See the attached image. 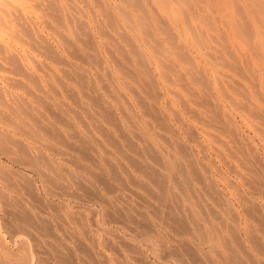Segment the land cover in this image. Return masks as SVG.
Masks as SVG:
<instances>
[{
  "label": "rangeland",
  "instance_id": "obj_1",
  "mask_svg": "<svg viewBox=\"0 0 264 264\" xmlns=\"http://www.w3.org/2000/svg\"><path fill=\"white\" fill-rule=\"evenodd\" d=\"M8 1L0 264H264V0Z\"/></svg>",
  "mask_w": 264,
  "mask_h": 264
},
{
  "label": "bare ground",
  "instance_id": "obj_2",
  "mask_svg": "<svg viewBox=\"0 0 264 264\" xmlns=\"http://www.w3.org/2000/svg\"><path fill=\"white\" fill-rule=\"evenodd\" d=\"M6 1V0H5ZM8 1V0H7ZM15 1V0H14ZM34 1V0H33ZM36 1H39V0H36ZM57 1V0H56ZM85 1V0H84ZM102 1V0H101ZM126 1H128V0H126ZM136 1V0H135ZM183 1V0H182ZM189 1V0H188ZM205 1V0H204ZM3 2V1H2ZM93 2V1H92ZM95 2V1H94ZM106 2V1H105ZM165 2V1H164ZM184 2H186V4L188 3L187 2V0L185 1L184 0ZM189 2H192V1H189ZM197 2V1H196ZM8 3H9V1H8ZM31 3V2H30ZM52 3H54V2H52ZM74 3V2H73ZM133 3V2H132ZM207 3V2H206ZM213 3H215V2H213ZM1 4H3V3H1ZM34 4V3H33ZM32 4V5H33ZM96 4V3H95ZM107 4V3H106ZM105 4V5H106ZM134 4V3H133ZM141 4H143V3H141ZM166 4H167V2H166ZM25 5V4H24ZM29 5V4H28ZM196 5H197V3H196ZM199 5V4H198ZM197 5V6H198ZM5 6V5H4ZM11 6V5H10ZM36 6V5H35ZM40 6V5H39ZM46 6H47V4H46ZM54 6H57L56 4L54 5ZM53 6V7H54ZM63 6V5H62ZM186 6H188V4L186 5ZM185 6V7H186ZM224 6V5H223ZM12 7V6H11ZM22 7V6H21ZM38 7V6H37ZM47 7H49L50 8V6H47ZM52 7V8H53ZM73 7V6H72ZM179 7V6H178ZM19 8V7H18ZM22 8H24V7H22ZM48 8V9H49ZM52 8H50L49 10H51ZM181 8V7H180ZM190 8H191V3H190ZM1 9H3V10H1ZM12 9V8H11ZM45 9H46V7H45ZM55 9V8H54ZM57 9V8H56ZM55 9V10H56ZM146 9V8H145ZM201 9V8H200ZM218 9V8H217ZM0 10L1 11H4L5 10V8H0ZM47 10V9H46ZM53 10V9H52ZM74 10V9H73ZM120 10V9H119ZM205 10V9H204ZM227 10V9H226ZM235 10V9H234ZM186 11V10H185ZM192 11V10H191ZM5 12H6V10H5ZM11 12V11H10ZM59 12V11H58ZM103 12V11H102ZM206 12V11H205ZM236 12V11H235ZM13 13V12H12ZM22 13V12H21ZM46 13V12H45ZM45 13H44V15H45ZM49 13V12H48ZM50 13H51V11H50ZM62 13V12H61ZM194 13V12H193ZM196 13V12H195ZM1 14V13H0ZM47 14V13H46ZM58 14V13H57ZM103 14V13H102ZM124 14V13H123ZM226 15H227V13H225ZM12 15H14V13L12 14ZM80 15V14H79ZM112 15V14H111ZM130 14H128V16H129ZM224 15V14H223ZM7 16V15H6ZM68 16V15H67ZM255 16V15H254ZM8 17V16H7ZM24 17V16H23ZM61 17V16H60ZM66 17V16H65ZM69 17V16H68ZM109 17V16H108ZM176 17V16H175ZM198 17V16H197ZM202 17V16H201ZM205 17V16H204ZM209 17V16H208ZM229 17V16H228ZM1 18V17H0ZM10 18V17H9ZM16 18V17H15ZM14 18V19H15ZM19 18V17H18ZM49 18H53V16H51V17H49ZM112 18V17H111ZM129 18V17H128ZM143 18V17H142ZM219 18V17H218ZM244 18V17H243ZM13 19V18H12ZM17 19V18H16ZM34 19V18H33ZM87 19V18H86ZM108 19V18H107ZM113 19V18H112ZM111 19V20H112ZM156 19V18H155ZM173 19V18H172ZM204 19V18H203ZM255 19V18H254ZM0 20H2L3 21V19H0ZM6 20V19H5ZM17 20H19V19H17ZM20 20H22L21 18H20ZM53 20V19H52ZM57 20V19H56ZM60 20H61V18H60ZM59 20V21H60ZM96 20V19H95ZM200 20V19H199ZM236 20V19H235ZM245 20V19H244ZM6 21H8L9 22V20H6ZM23 21V20H22ZM44 21H45V19H44ZM129 21V20H128ZM205 21V20H204ZM228 21V20H227ZM1 22V21H0ZM24 22V21H23ZM43 22V18H42V21H41V23ZM61 22V21H60ZM59 22V23H60ZM69 22V21H68ZM82 22V21H81ZM3 23V22H2ZM45 23V22H44ZM54 23V22H53ZM120 23V22H119ZM33 24V23H32ZM251 24V23H250ZM2 25V24H1ZM48 25V24H47ZM63 25V24H62ZM72 25V24H71ZM80 25V24H79ZM86 25V24H85ZM113 25V24H112ZM131 25V24H130ZM169 25V24H168ZM240 25V24H239ZM3 26H5V24H3L2 25V27ZM22 26H24V25H22ZM34 26V25H33ZM164 26V25H163ZM178 26V25H177ZM261 26H262V23H261ZM27 27V26H26ZM35 27V26H34ZM50 27V26H49ZM70 27V26H69ZM82 27V26H81ZM151 26H149V28H150ZM159 27V26H158ZM191 27V26H190ZM226 27V26H225ZM51 28V27H50ZM192 28V27H191ZM193 28H194V26H193ZM251 28V27H250ZM253 28V27H252ZM0 29H3V28H0ZM34 29H36V28H34ZM52 29V28H51ZM66 29V28H65ZM115 29V28H114ZM113 29V30H114ZM117 29V28H116ZM151 29H152V27H151ZM249 29V28H248ZM13 30H14V28H13ZM22 30V29H21ZM71 30V29H70ZM123 30V29H122ZM161 30H162V28H161ZM194 30H195V28H194ZM251 30V29H250ZM257 30V29H256ZM24 31V30H23ZM53 31H54V29H53ZM86 31V30H85ZM253 31H254V29H253ZM28 33H29V31H27ZM32 32V31H31ZM87 32V31H86ZM153 32H155V31H153ZM168 32V31H167ZM195 32V31H194ZM8 33V32H7ZM11 33V32H10ZM23 33V32H22ZM21 33V34H22ZM81 33H82V31H81ZM80 33V34H81ZM127 33V32H126ZM152 33V32H151ZM249 33V32H248ZM6 34V33H5ZM13 34H15L14 32H13ZM31 34V33H30ZM59 34V33H58ZM57 34V35H58ZM82 34H84V33H82ZM102 34V33H101ZM128 34V33H127ZM137 34V33H136ZM192 34H195V33H192ZM12 35V34H11ZM41 35V34H40ZM90 35V34H89ZM123 35V34H122ZM8 36V35H7ZM14 36V35H13ZM17 36V35H16ZM28 36V35H27ZM43 36V35H42ZM59 36V35H58ZM61 36H62V34H61ZM74 36V35H73ZM111 36V35H110ZM118 36V35H117ZM124 36V35H123ZM44 37V36H43ZM60 37V36H59ZM67 37V36H66ZM76 37V36H75ZM221 37V36H220ZM12 38V37H11ZM10 38V39H11ZM29 38V37H28ZM62 38V37H61ZM121 38H122V36H121ZM151 38V37H150ZM159 38V37H158ZM30 39V38H29ZM45 39V38H44ZM77 39V38H76ZM85 39V38H84ZM138 39V38H137ZM63 40V39H62ZM65 40V39H64ZM159 40V39H158ZM33 42V41H32ZM35 42V41H34ZM44 42V41H43ZM69 42H71V41H69ZM68 42V43H69ZM79 42V41H78ZM157 42H159V41H157ZM156 42V43H157ZM256 42V41H255ZM36 43V42H35ZM64 43V42H63ZM66 43V42H65ZM73 43V42H72ZM131 43V42H130ZM249 43V42H248ZM10 44V43H9ZM74 44V43H73ZM132 44V43H131ZM150 44V43H149ZM2 45V44H1ZM0 45V46H1ZM13 45V44H12ZM37 45H39V44H37ZM36 45V46H37ZM44 45H45V43H44ZM57 45V44H56ZM77 45V44H76ZM173 45V44H172ZM175 45H176V43H175ZM30 46V45H29ZM35 46V47H36ZM59 46V45H58ZM237 46V45H236ZM5 47V46H4ZM47 47V46H46ZM46 47H44V48H46ZM63 47V46H62ZM260 47V46H259ZM258 47V48H259ZM29 48V47H28ZM77 48V47H76ZM96 48V47H95ZM163 48V47H162ZM73 49V48H72ZM139 49V48H138ZM154 49V48H153ZM36 50V49H35ZM97 50V49H96ZM112 50V49H111ZM125 50V49H124ZM164 51L166 50V48L165 49H163ZM5 51H6V48H5ZM41 51V50H40ZM82 51H84V49H82ZM167 51V50H166ZM96 52V51H95ZM137 52H138V50H137ZM140 52H142V51H140ZM153 52V51H152ZM88 53H90V52H88ZM97 53V52H96ZM9 54V53H8ZM133 54V53H132ZM136 54V53H135ZM141 54H143V53H141ZM228 54V53H227ZM73 55V54H72ZM79 55H82V54H79ZM95 55V54H94ZM134 55V54H133ZM137 55V54H136ZM182 55H183V53H182ZM9 56V55H8ZM59 56V55H58ZM86 56V55H85ZM84 56V57H85ZM140 56V55H139ZM144 56V55H143ZM5 57H7V56H5ZM11 57V56H10ZM73 57V56H72ZM81 57V56H80ZM142 57V56H141ZM186 57V56H185ZM50 58V57H49ZM56 58V57H55ZM136 58V57H135ZM156 58V57H155ZM179 58V57H178ZM181 58V57H180ZM94 59V58H93ZM142 59V58H141ZM166 59V58H165ZM7 60V59H6ZM9 60V59H8ZM34 60V59H33ZM62 60V59H61ZM132 60V59H131ZM4 61V60H3ZM11 61L12 60H10V63H11ZM102 61V60H101ZM114 61V60H113ZM115 62V61H114ZM221 62V61H220ZM226 62V61H225ZM6 63V62H5ZM9 63V64H10ZM16 63V62H15ZM116 63V62H115ZM140 63V62H139ZM195 63V62H194ZM128 64V63H127ZM148 64V63H147ZM163 64V63H162ZM235 64V63H234ZM2 65V64H1ZM0 65V67L2 68V66ZM14 65V64H13ZM37 65V64H36ZM145 65V64H144ZM164 65V64H163ZM46 66H48V65H46ZM76 66V65H75ZM4 67V66H3ZM11 67L12 68H14L12 65H11ZM45 67V66H44ZM231 67V66H230ZM234 67V66H233ZM5 68V67H4ZM11 68V69H12ZM48 68V67H47ZM128 68V67H127ZM15 69V68H14ZM19 69V68H18ZM121 69V68H120ZM125 69V68H124ZM131 69V68H130ZM137 69V68H136ZM3 70V69H2ZM122 70V69H121ZM134 70V69H133ZM160 70V69H159ZM200 70V69H199ZM198 70V71H199ZM233 70V69H232ZM242 70V69H241ZM30 71V70H29ZM123 71V70H122ZM137 71V70H136ZM145 71V70H144ZM187 71V70H186ZM197 71V72H198ZM23 72V71H22ZM73 72V71H72ZM79 72V71H78ZM180 72V71H179ZM243 72V71H242ZM163 73V72H162ZM34 74V73H33ZM70 74V73H69ZM135 74V73H134ZM27 75V74H26ZM25 75V76H26ZM47 75V74H46ZM78 75V74H77ZM183 75V74H182ZM99 76V75H98ZM8 77V79H9V76H7ZM114 77V76H113ZM182 77V76H181ZM26 78V77H25ZM28 78V77H27ZM33 78V77H32ZM56 78V77H55ZM55 78H53L54 80H56ZM71 78V77H70ZM104 78V77H103ZM120 78H122V77H120ZM154 78V77H153ZM168 78V77H167ZM191 78V77H190ZM233 78V77H232ZM72 79V78H71ZM132 79V78H131ZM11 79H9L8 81H10ZM95 80V79H94ZM113 80V79H112ZM152 80V79H151ZM167 80V79H166ZM200 80V79H199ZM7 81V83H9ZM71 81V80H70ZM146 81V80H145ZM172 81V80H171ZM194 81V80H193ZM11 82V81H10ZM33 82V81H32ZM37 82V81H36ZM63 82V81H62ZM108 82H110V81H108ZM127 82V81H126ZM125 82V83H126ZM141 82V81H140ZM153 82H156V80L154 81L153 80ZM12 84L14 83V81L13 82H11ZM152 83V82H151ZM10 84V83H9ZM21 84V83H20ZM23 84V83H22ZM63 84V83H62ZM100 84V83H99ZM128 85V84H127ZM126 85V86H127ZM165 85V84H164ZM187 85V84H186ZM60 86V85H59ZM81 86V85H80ZM96 86V85H95ZM116 86V85H115ZM180 86V85H179ZM53 87V86H52ZM36 88V87H35ZM69 88V87H68ZM181 88H182V86H181ZM195 88V87H194ZM209 88V87H208ZM29 90H31V89H29ZM142 90V89H141ZM168 90H170V89H168ZM210 90V89H209ZM32 91V90H31ZM80 91V90H79ZM118 91V90H117ZM145 91H146V89H145ZM160 91V90H159ZM171 91V90H170ZM176 91V90H175ZM190 91V90H189ZM71 92V91H70ZM97 92V91H96ZM119 92V91H118ZM117 92V93H118ZM188 92V91H187ZM81 93V92H80ZM121 93V92H120ZM137 93V92H136ZM197 93V92H196ZM210 93V92H209ZM259 93V92H258ZM7 94V93H6ZM89 94V93H88ZM116 94V93H115ZM146 94V93H145ZM152 94V93H151ZM162 95V94H161ZM116 96H117V94H116ZM91 97V96H90ZM112 97V96H111ZM121 97H123V96H121ZM120 97V98H121ZM175 97V96H174ZM231 97V96H230ZM246 97V96H245ZM126 98V97H125ZM137 98H138V96H137ZM136 99V98H135ZM204 99V98H203ZM206 99V98H205ZM207 99H208V97H207ZM114 100H115V98H114ZM118 100V99H117ZM155 100H156V98H155ZM198 100V99H197ZM1 101V100H0ZM90 101V100H89ZM102 101V100H101ZM152 101V100H151ZM207 101V100H206ZM216 101V100H215ZM251 101V100H250ZM13 102V101H12ZM97 102V101H96ZM108 102V101H107ZM193 102V101H192ZM5 103V102H4ZM14 103V102H13ZM91 103V102H90ZM136 103H137V101H136ZM152 103V102H151ZM218 103V102H217ZM217 103H216V105H217ZM0 104H2V103H0ZM206 104V103H205ZM215 104V103H214ZM3 105V104H2ZM5 105V104H4ZM9 105V104H8ZM18 105V104H17ZM150 105V104H149ZM152 105V104H151ZM201 105V104H200ZM22 106V105H21ZM190 106V105H189ZM80 107V106H79ZM33 108V107H32ZM126 108V107H125ZM142 108V107H141ZM216 108V107H215ZM222 108V107H221ZM23 109V108H22ZM68 109V108H67ZM128 109V108H127ZM172 109V108H171ZM212 109H214V108H212ZM217 109V108H216ZM13 110V109H12ZM96 110V109H95ZM102 110V109H101ZM173 110V109H172ZM97 111H98V109H97ZM175 111V110H174ZM213 111V110H212ZM214 111H216V110H214ZM10 112V111H9ZM157 112V111H156ZM194 112V111H193ZM197 112V111H196ZM1 113V112H0ZM143 113V112H142ZM178 113V112H177ZM23 114V113H22ZM91 114V113H90ZM97 114V113H96ZM176 114V113H175ZM187 114V113H186ZM192 114V113H191ZM194 114V113H193ZM14 115V114H13ZM188 115V114H187ZM198 115V114H197ZM196 115V116H197ZM3 116V115H2ZM1 116V117H2ZM41 116V115H40ZM63 116V115H62ZM105 116V115H104ZM165 116V115H164ZM179 116V115H178ZM216 116H219V115H216ZM43 117V116H42ZM125 117V116H124ZM5 118V117H4ZM19 118V117H18ZM17 118V119H18ZM153 118V117H152ZM176 118V117H175ZM216 118V117H215ZM226 118V117H225ZM6 119V118H5ZM33 119V118H32ZM31 119V120H32ZM126 119V118H125ZM132 119V118H131ZM218 119V118H217ZM216 119V120H217ZM231 119V118H230ZM117 120V119H116ZM124 120V119H123ZM176 120V119H175ZM219 120V119H218ZM41 121V120H40ZM39 121V122H40ZM148 121V120H147ZM163 121V120H162ZM197 121H198V119H197ZM221 121V120H220ZM46 122V121H45ZM97 122V121H96ZM117 122V121H116ZM130 122V121H129ZM134 122V121H133ZM169 122V121H168ZM223 122V121H222ZM225 122V121H224ZM11 123V122H10ZM9 123V124H10ZM93 123V122H92ZM125 123V122H124ZM139 123V122H138ZM227 123V122H226ZM225 123V124H226ZM12 124V123H11ZM47 124V123H46ZM131 124V123H130ZM156 123H154V125H155ZM185 124V123H184ZM235 124V123H234ZM70 125V124H69ZM97 125H98V123H97ZM100 125V124H99ZM125 125V124H124ZM152 125V124H151ZM157 125V124H156ZM161 125H165V124H161ZM12 126V125H11ZM20 126V125H19ZM35 126V125H34ZM138 126V125H137ZM141 126V125H140ZM168 126V125H167ZM221 126V125H220ZM232 126H234V125H232ZM264 126V125H263ZM151 127V126H150ZM156 127V126H155ZM12 128H14V129H16L15 127H12ZM31 128V127H30ZM29 128V129H30ZM105 128V127H104ZM158 128V127H157ZM162 128V127H161ZM220 128V127H219ZM19 129V128H18ZM41 129V128H40ZM95 129V128H94ZM192 129V128H191ZM221 129V128H220ZM225 129H227V128H225ZM228 129H229V127H228ZM233 129H235V127L233 128ZM28 130V129H27ZM31 130V129H30ZM116 130V129H115ZM50 131V130H49ZM53 131V130H52ZM54 131H55V129H54ZM26 132V131H25ZM43 132V131H42ZM105 132V131H104ZM124 132V131H123ZM235 133H236V131H234ZM34 133V132H33ZM53 133V132H52ZM119 133V132H118ZM178 133V132H177ZM225 133V132H224ZM36 134V133H35ZM67 134V133H66ZM120 134V133H119ZM227 134V133H226ZM229 134V133H228ZM2 135H4V133L2 134ZM39 135V134H38ZM194 135V134H193ZM210 135V134H209ZM231 135V134H230ZM33 137V136H32ZM56 137V136H55ZM70 137V136H69ZM86 137V136H85ZM84 137V138H85ZM153 137V136H152ZM231 137V136H230ZM3 138H5V137H3ZM8 138V137H7ZM135 138V137H134ZM219 138H221V137H219ZM246 138V137H245ZM6 139V138H5ZM11 139V138H10ZM88 139V138H87ZM123 139V138H122ZM161 139V138H160ZM176 139V138H175ZM228 139V138H227ZM33 140H34V138H33ZM1 141V140H0ZM56 141V140H55ZM166 141V140H165ZM168 141V140H167ZM13 142V141H12ZM38 142V141H37ZM95 142V141H94ZM2 143V142H1ZM147 143V142H146ZM168 143V142H167ZM200 143V142H199ZM235 143V142H234ZM16 144V143H15ZM69 144V143H68ZM137 144V143H136ZM176 144V143H175ZM242 144V143H241ZM98 145H99V143H98ZM238 145V144H237ZM245 145V144H244ZM6 146V145H5ZM44 146V145H43ZM93 146V145H92ZM122 146V145H121ZM204 146V145H203ZM249 146V145H248ZM16 147V146H15ZM126 147V146H125ZM163 147V146H162ZM161 147V148H162ZM205 147V146H204ZM82 148V147H81ZM136 148V147H135ZM164 148V147H163ZM182 148V147H181ZM50 149V148H49ZM199 149H201V148H199ZM225 149H227V148H225ZM17 150V149H16ZM102 150V149H101ZM104 150V149H103ZM218 150V149H217ZM242 150V149H241ZM19 151V150H18ZM99 151V150H98ZM105 151V150H104ZM148 152H149V150H147ZM206 151V150H205ZM204 151V152H205ZM107 152V151H106ZM125 152V151H124ZM127 152V151H126ZM231 152H232V150H231ZM230 152V153H231ZM240 152V151H239ZM252 152V151H251ZM20 153V152H19ZM26 153V152H25ZM54 153V152H53ZM97 153V152H96ZM113 153V152H112ZM229 153V154H230ZM242 153H243V151H242ZM109 154V153H108ZM135 154H136V152H135ZM140 154V153H139ZM185 154V153H184ZM202 154V153H201ZM207 154V153H206ZM227 154H228V152H227ZM27 155V154H26ZM39 155V154H38ZM99 155V154H98ZM209 154H207V156H208ZM152 156V155H151ZM172 156V155H171ZM223 156V155H222ZM13 157V156H12ZM30 157V156H29ZM32 157V156H31ZM165 157V156H164ZM204 157V156H203ZM232 157H233V155H232ZM35 158V157H34ZM163 158V157H162ZM239 158V157H238ZM18 159V158H17ZM21 159V158H20ZM19 159V160H20ZM119 159V158H118ZM164 159V158H163ZM193 159H194V157H193ZM222 159V158H221ZM24 160H25V158H24ZM36 159H34V160H32V161H35ZM144 160V159H143ZM146 160V159H145ZM151 160V159H150ZM153 160V159H152ZM177 160V159H176ZM219 160V159H218ZM228 160V159H227ZM257 160V159H256ZM21 161V160H20ZM30 161V160H29ZM28 161V162H29ZM66 161V160H65ZM112 161V160H111ZM119 161V160H118ZM241 161H243V160H241ZM27 162V161H26ZM39 162V161H38ZM76 162V161H75ZM174 162H175V160H174ZM225 162V161H224ZM262 162V161H261ZM22 163H23V161H22ZM47 163V162H46ZM99 163V162H98ZM128 163V162H127ZM165 163V162H164ZM194 163H195V161H194ZM211 163V162H210ZM61 164V163H60ZM106 164V163H105ZM112 164V163H111ZM250 164V163H249ZM39 165V164H38ZM94 165V164H93ZM163 165V164H162ZM188 165V164H187ZM215 165V164H214ZM230 165H232V164H230ZM241 165V164H240ZM51 166V165H50ZM49 166V167H50ZM189 166V165H188ZM226 166H228V165H226ZM104 167V166H103ZM126 167V166H125ZM150 167V166H149ZM255 167V166H254ZM39 168V167H38ZM178 168V167H177ZM218 168V167H217ZM232 168V167H231ZM234 168V167H233ZM34 169V168H33ZM55 169V168H54ZM106 169V168H105ZM127 169V168H126ZM170 169V168H169ZM186 169V168H185ZM237 169V168H236ZM43 170V169H42ZM48 170V169H47ZM72 170V169H71ZM99 170V169H98ZM164 170V169H163ZM204 170V169H203ZM233 170V169H232ZM235 170V169H234ZM255 170V169H254ZM253 170V171H254ZM116 171V170H115ZM190 171V170H189ZM36 172V171H35ZM42 172V171H41ZM55 172V171H54ZM71 172V171H70ZM118 172V171H117ZM193 172V171H192ZM255 172V171H254ZM260 172V171H259ZM49 173V172H48ZM52 173V172H51ZM197 173V172H196ZM57 174V173H56ZM70 174V173H69ZM116 174V173H115ZM200 174V173H199ZM237 174V173H236ZM76 175H77V173H76ZM102 175V174H101ZM218 175V174H217ZM235 175V174H234ZM250 175V174H249ZM252 175V174H251ZM257 175V177H258V174H256ZM262 175V174H261ZM40 176V175H39ZM50 176V175H49ZM196 176V175H195ZM241 176V175H240ZM255 176V175H254ZM43 177V176H42ZM41 177V178H42ZM77 177V176H76ZM114 177V176H113ZM154 177V176H153ZM178 177V176H177ZM238 177H239V175H238ZM250 177H252V176H250ZM256 177V176H255ZM254 177V178H255ZM256 177V178H257ZM264 177V176H263ZM40 178V177H39ZM50 178V177H49ZM69 178V177H68ZM98 178V177H97ZM167 178V177H166ZM227 178V177H226ZM247 178V177H246ZM255 178V179H256ZM110 179V178H109ZM135 179V178H134ZM140 179V178H139ZM243 179V178H242ZM254 179V180H255ZM261 179V178H260ZM65 180V179H64ZM79 180V179H78ZM253 180V179H252ZM44 181V180H43ZM98 181V180H97ZM146 181V180H145ZM228 181V180H227ZM246 181H247V179H246ZM141 182V181H140ZM166 182H168V181H166ZM173 182V181H172ZM183 182V181H182ZM230 182V181H229ZM243 182V181H242ZM248 182V181H247ZM257 182V181H256ZM255 182V183H256ZM91 183V182H90ZM132 183H133V181H132ZM231 183V182H230ZM251 183V182H250ZM260 183V182H259ZM53 184V183H52ZM139 184V183H138ZM174 184V183H173ZM225 184H226V182H225ZM75 185V184H74ZM87 185V184H86ZM123 185H125V183H123ZM193 185V184H192ZM195 185V184H194ZM229 185V184H228ZM51 186V185H50ZM56 186V185H55ZM105 186V185H104ZM143 186V185H142ZM165 186V185H164ZM230 186V185H229ZM255 186V185H254ZM258 186V185H257ZM45 187V186H44ZM75 187V186H74ZM77 187V186H76ZM106 187V186H105ZM141 187V186H140ZM167 187V186H166ZM181 187V186H180ZM236 187V186H235ZM239 187V186H238ZM260 187V186H259ZM262 187H264V185L262 186ZM49 188V187H48ZM55 188V187H54ZM73 188V187H72ZM90 188V187H89ZM191 188V187H190ZM61 189V188H60ZM63 189V188H62ZM157 189V188H156ZM67 190V189H66ZM65 190V191H66ZM74 190H76V189H74ZM91 190V189H90ZM106 190V189H105ZM160 190V189H159ZM168 190V189H167ZM171 190V189H170ZM253 190V189H252ZM48 191V190H47ZM68 191V190H67ZM189 191V190H188ZM81 192V191H80ZM186 192V191H185ZM201 192V191H200ZM95 193V192H94ZM165 193V192H164ZM238 193V192H237ZM240 193V192H239ZM48 194V193H47ZM53 194V193H52ZM70 194H72V193H70ZM82 194H84V193H82ZM172 194V193H171ZM213 194V193H212ZM51 195V194H50ZM64 195V194H63ZM190 195V194H189ZM86 196V195H85ZM157 196V195H156ZM192 196V195H191ZM171 197V196H170ZM71 198H73V197H71ZM115 198V197H114ZM172 198V197H171ZM74 200L76 199V198H73ZM156 200V199H155ZM204 200V199H203ZM111 202V201H110ZM157 202V201H156ZM199 202V201H198ZM230 202V201H229ZM248 202V201H247ZM249 203V202H248ZM248 203H246V204H248ZM255 203V202H254ZM109 204V203H108ZM194 204V203H193ZM216 204V203H215ZM238 204V203H237ZM250 204V203H249ZM155 205V204H154ZM252 205V204H251ZM62 206V205H61ZM68 206V205H67ZM126 206V205H125ZM128 206V205H127ZM246 206V205H245ZM253 206V205H252ZM31 207V206H30ZM240 207V206H239ZM244 207V206H243ZM249 207V206H248ZM109 208V207H108ZM220 208V207H219ZM245 208V207H244ZM251 208V207H250ZM113 209V208H112ZM112 209H110L111 211H112ZM166 209V208H165ZM176 209H177V207H176ZM248 210V209H247ZM260 210V209H259ZM138 211V210H137ZM143 211V210H142ZM187 211V210H186ZM158 212V211H157ZM205 212V211H204ZM260 212H261V210H260ZM90 213V212H89ZM208 213V212H207ZM175 214V213H174ZM70 215V214H69ZM180 215V214H179ZM199 215V214H198ZM202 215V214H201ZM245 215V214H244ZM33 216V215H32ZM174 216V215H173ZM192 216V215H191ZM233 216V215H232ZM246 216V215H245ZM73 217V216H72ZM76 217V216H75ZM252 217V216H251ZM74 218V217H73ZM171 218V217H170ZM185 218V217H184ZM199 218V217H198ZM217 218V217H216ZM215 218V219H216ZM233 218V217H232ZM236 218V217H235ZM112 219V218H111ZM110 220V219H109ZM165 220V219H164ZM188 220H190V219H188ZM232 220V219H231ZM77 221V220H76ZM113 221V220H112ZM155 221V220H154ZM178 221V220H177ZM193 221V220H192ZM199 221V220H198ZM122 222V221H121ZM255 222V221H254ZM87 223V222H86ZM189 223V222H188ZM238 223V222H237ZM145 224V223H144ZM167 224V223H166ZM259 224V223H258ZM85 225V224H84ZM190 225V224H189ZM205 225V224H204ZM235 225V224H234ZM140 226V225H139ZM150 226V225H149ZM145 227H147V226H145ZM144 227V228H145ZM161 227V226H160ZM165 227V226H164ZM168 227V226H167ZM179 227V226H178ZM181 228V227H180ZM203 228V227H202ZM219 228V227H218ZM227 228V227H226ZM148 229V228H147ZM171 229V228H170ZM209 229V228H208ZM217 229V228H216ZM228 229V228H227ZM263 229V228H262ZM131 230V229H130ZM188 230V229H187ZM229 230V229H228ZM173 231V230H172ZM186 231V230H185ZM218 231V230H217ZM117 232V231H116ZM212 232V231H211ZM221 232V231H220ZM73 233V232H72ZM155 233V232H154ZM159 233V232H158ZM187 233V232H186ZM219 233V232H218ZM233 233V232H232ZM78 235V234H77ZM141 235H144V234H141ZM166 235V234H165ZM205 235V234H204ZM150 236V235H149ZM225 236V235H224ZM239 236V235H238ZM258 236H260V235H258ZM79 237V236H78ZM145 237V236H144ZM170 237V236H169ZM174 237V236H173ZM201 237V236H200ZM207 237V236H206ZM221 237V236H220ZM72 238V237H71ZM249 238V237H248ZM254 238V237H253ZM167 239V238H166ZM195 239V238H194ZM217 239V238H216ZM132 240V239H131ZM151 240V239H150ZM156 240V239H155ZM154 240V241H155ZM165 240V239H164ZM177 240V239H176ZM218 240V239H217ZM220 240V239H219ZM262 240V239H261ZM60 241V240H59ZM105 241V240H104ZM126 241V240H125ZM154 241H152V243L154 242ZM180 241V240H179ZM184 241V240H183ZM1 243H2V241H0ZM111 242V241H110ZM1 243H0V245H1ZM86 243V242H85ZM127 243V242H126ZM156 243V242H155ZM163 243V242H162ZM182 243V242H181ZM190 243V242H189ZM216 243H217V241H216ZM215 243V244H216ZM229 243V242H228ZM254 243V242H253ZM175 244V243H174ZM225 244V243H224ZM80 245V244H79ZM105 245V244H104ZM109 245V244H108ZM121 245V244H120ZM162 245V244H161ZM241 245V244H240ZM2 246V245H1ZM76 246V245H75ZM150 246V245H149ZM153 246V245H152ZM155 246V245H154ZM169 246V245H168ZM182 246V245H181ZM217 246V245H216ZM237 246V245H236ZM2 247H4V246H2ZM64 247V246H63ZM128 247V246H127ZM193 247V246H192ZM253 247V246H252ZM124 248V247H123ZM152 248V247H151ZM219 248V247H218ZM244 248V247H243ZM108 249V248H107ZM114 249V248H113ZM112 249V250H113ZM140 249V248H139ZM87 250V249H86ZM133 250V249H132ZM174 250V249H173ZM195 250V249H194ZM222 250V249H221ZM230 250V249H229ZM59 251V250H58ZM64 251V250H63ZM135 251H136V248H135ZM177 252V251H176ZM64 253V252H63ZM119 253V252H118ZM134 253V252H133ZM226 253V252H225ZM236 253V252H235ZM259 253V252H258ZM55 254V253H54ZM144 254V253H143ZM93 255V254H92ZM139 255V254H138ZM177 255V254H176ZM226 255V254H225ZM22 256V255H21ZM127 256V255H126ZM158 256V255H157ZM228 256V255H227ZM96 257V256H95ZM94 257V258H95ZM194 257V256H193ZM225 257V256H224ZM23 259H24V257H22ZM63 258V257H62ZM81 258V257H80ZM87 258V257H86ZM104 258V257H103ZM159 258V257H158ZM239 258V257H238ZM54 259V258H53ZM125 259V258H124ZM135 259V258H134ZM223 259V258H222ZM237 259V258H236ZM64 260V259H63ZM92 260V259H91ZM238 260V259H237ZM41 261V260H40ZM87 261V260H86ZM223 261V260H222ZM244 261V260H243ZM262 261V260H261ZM44 262V261H43ZM60 262V261H59ZM76 262V261H75ZM107 262V261H106ZM182 262V261H181ZM28 263V262H27ZM96 263V262H95ZM108 263V262H107ZM132 263V262H131ZM215 263V262H214ZM246 263V262H245ZM255 263V262H254ZM257 263V262H256ZM44 264V263H43ZM164 264V263H163ZM232 264V263H231ZM244 264V263H243Z\"/></svg>",
  "mask_w": 264,
  "mask_h": 264
}]
</instances>
